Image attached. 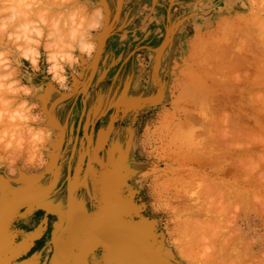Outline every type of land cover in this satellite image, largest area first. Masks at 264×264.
Instances as JSON below:
<instances>
[{
  "label": "rangeland",
  "instance_id": "374dc122",
  "mask_svg": "<svg viewBox=\"0 0 264 264\" xmlns=\"http://www.w3.org/2000/svg\"><path fill=\"white\" fill-rule=\"evenodd\" d=\"M38 1L45 6L44 0ZM46 1L48 2L50 0ZM51 1L53 2L54 0ZM96 1L97 0H72L70 4L62 3L59 5L63 10H67V8L70 7L69 5H74V7L71 6V8H76L78 5L80 8L85 6V9H88V11H91L97 7V5L103 8V11L105 12L104 16L106 15L105 18L108 20L104 19V22H102L101 25L102 28L100 27L94 32L93 38L96 45H98L96 39L98 32L101 33L106 24H109V21L114 24L117 22L122 0H120L119 5V0H109L111 1V5L108 4V0H104L105 3L103 4L100 2L99 4ZM155 1L156 0H154V3ZM236 3L231 2L232 7L237 9V11H235L236 13H231L226 17H222L223 22L220 24V28L215 27L211 29L207 36L200 38H203V41L199 40L201 43V45L199 44V49L196 47L197 50L196 48L191 50L193 51V53H190L189 61L191 60V62H188L189 64L185 65V70L187 71L186 74L188 78H192L193 75H196L195 72L199 73V76H196L195 83L198 82V77H200V84L193 87L194 89L192 88V84L195 79H189L190 83H188L191 85L192 93H190V87L188 88L187 84H184L187 83L188 79L184 82L177 79L179 75L178 70L180 68V60L183 55L181 53L182 50H177L176 53L174 52V58L171 64L170 78L168 77V79H172V86L169 87V90L172 91L173 94L171 99L170 96L163 97L161 98L160 103L152 105V107H148L146 110L142 112L140 111V113H137L136 115L131 113L126 114V109H123V103L118 105L117 102L116 104L113 102L110 108L108 107L107 109V107H105L100 112L95 111L93 114L94 116L92 114L90 116V111L87 109V94L94 80L97 68L87 90L84 92L85 94L80 91V82L77 81H83L88 78L89 64L93 57H95L94 54H96L97 46L90 59L81 57V62L78 65V75L69 72L70 88L67 90L59 88L43 73L35 76L33 82L36 85H39V87L34 89L33 95L29 97V100L31 103L37 105L34 111L41 117L37 122L38 126L45 129L50 128L51 131L49 139L40 146L39 154L33 152L30 144L23 145L19 140L20 137H17V140L15 139L14 141L11 135H6V130L10 125L5 121L3 122L4 124H1L2 121H0V177L8 181L13 179L12 182L22 181L24 184L25 181H28L27 178L29 176H40L39 182L35 184L31 190H35L36 188H40V190H43L44 188H47L48 190L51 189L57 193L56 195L59 199H64L68 183L66 181L69 180L68 173L69 175H72L75 168V153L70 160L72 147L71 140L74 135L83 138L82 143L85 145L82 144V147L87 146V140H85L86 137L82 133V128L89 120L90 122L88 124L89 126L87 125L88 131L86 134L89 135V142H91V145L95 146L96 141H98L99 138L101 139L104 132L107 130V127L110 126L105 139H103V146L98 149L97 157L99 161L106 166L107 164L105 163H107L109 157L120 159L119 171L120 174L123 175L121 177L122 181L121 183H118V185L114 182L115 180L117 181L118 177L116 178L115 174L112 173L113 170L111 169V165L108 166L109 169L105 170L107 171V174L103 175L105 172L101 173L102 169L99 168V162L97 163L92 149L89 148V154L84 157L81 170L79 171L80 173H78L81 175L84 173V170L88 168L92 178L91 180L89 179L87 187L85 185H80L75 195V204L72 210L75 211L78 209L79 211H82L83 207L86 208L88 213L92 214V209L94 212L97 205L101 203V188L99 187L101 185L103 186L104 183H106L107 186H110L111 184L109 181L114 180L111 182L112 185L109 190L113 187L115 189L114 191L117 192L116 190L120 188L121 193V195H119L122 209L116 220H119V222L121 220L122 226H119L118 234L126 231L125 235H131H127V238L131 239L133 244L128 245L129 247L131 246V251L127 254L125 252L126 250H130V248L127 245H124L125 241L123 240L122 244L118 245H122L121 247H127L119 250L118 253H120V258L117 257L118 259L115 258V260L114 256L110 255L107 257L105 252L108 249L112 250V252L115 250V248L111 249L114 247V243L109 238L107 231L103 237L104 241L107 239V245L104 243L96 244L97 242H95L94 244H96L97 247H94L95 249L93 248L89 253L85 252L86 255L88 254L84 257L86 264H94L92 261L94 256H98L99 264H264V56L262 57V55H264V0H241ZM52 4L53 3H51V6L54 5ZM46 5L47 8L50 7V4ZM59 5L57 4V7ZM60 6L58 8L55 6L56 12L62 11L60 10ZM226 6L227 5H224L221 2V4L216 7L217 9H224ZM52 8H54V6ZM52 13L54 14L55 11H52ZM253 15H256L255 19L252 18L254 17ZM226 19L229 20L228 25L226 24L227 22H225ZM248 20L249 23H245L246 21L248 22ZM249 24L251 25L249 26ZM253 24L254 26H252ZM256 24L257 26L260 24L261 27H256ZM232 26L234 28H232ZM109 27L110 26L107 28ZM113 27L110 30L113 31ZM228 27H231L230 29L232 30H229ZM245 32L250 35H245ZM257 32L259 34H256ZM261 32L263 38L261 37ZM191 33L190 26H188L187 34L191 35ZM243 33L245 37L243 36ZM224 34H226V36ZM211 36L215 38L211 40ZM256 37L258 39H256ZM212 41L214 42V45ZM217 43L219 46H217ZM222 46L223 48H221ZM103 48L99 59H101ZM136 49L132 50L129 55H133ZM184 51L186 52V48L183 49V53ZM197 53L201 55L199 56ZM196 55L200 57L201 60ZM127 58L122 61V65L126 62ZM234 62H237V66H235L236 64H234ZM25 63L27 64L26 61ZM99 63L100 60H98V65ZM243 63L244 65L246 64L244 67L241 65ZM189 71L192 73L190 74ZM138 74L139 71L136 72V76H139ZM160 84L157 86L153 84V86L159 89ZM183 86H187L188 89ZM162 88H164L163 85ZM184 89L189 92L183 94L182 92ZM180 91L181 94H179ZM153 100L155 101V99ZM143 102L149 103V100ZM109 103L110 102H108V106H110ZM134 104H137V102ZM50 117L53 118L56 123L58 122L57 125L51 123ZM168 120H170V122ZM64 124L66 127L61 147L62 154L57 159L53 169L58 171L57 177L59 178L57 179V182L49 183L51 177L54 175V171L49 166L54 150V143L57 141L59 135L58 132H60V129ZM78 126L79 128H77ZM209 141L215 144L210 143ZM13 142H15V144ZM202 143H204L205 146L209 145V148L216 147L213 151V148L210 149L211 151L209 152V148H207L208 146L205 147ZM12 145L17 147L14 146L16 150L19 145H22L21 147L23 148H21V153L13 151V153L19 154L18 156L14 154L16 158L12 155L13 158H15V161L13 158H9L12 157L10 156L12 150L15 149ZM112 145H114L113 148H111ZM194 145L196 146L194 147ZM11 146L13 149H11ZM200 146H203L205 149L201 150L202 147L200 148ZM8 148L10 149L9 151H11L10 153L7 150ZM216 148L217 151L215 150ZM199 149L201 151H199ZM112 150L114 151V154L109 156L108 153ZM195 150L197 154L194 153ZM203 150H207L209 153H203ZM29 153L31 155H29ZM192 153L195 154L194 157L196 159L193 157ZM211 153L212 155L217 154V158L215 159L218 161H210L209 157L211 156ZM219 153L222 154L220 155L221 157L218 155ZM32 154L34 155L32 156ZM202 154L203 156L208 154V156L204 158L205 156H201ZM223 154H226V158ZM227 154L231 156L229 157ZM185 156L189 161H187L188 159L184 160L186 158ZM196 156L201 157L198 158ZM213 156L210 158L214 159ZM218 157L221 159L219 160ZM237 157L244 160L241 162ZM201 158L207 160L204 161L201 160ZM228 158L231 159L229 160ZM195 160L200 163H196ZM245 160H247V162ZM217 163L218 165L222 164L221 166L223 169L220 166L222 171L221 169L219 170L220 167ZM240 163L242 167L240 166ZM211 165L216 168L213 169ZM235 165L236 167L233 168ZM67 168H72V172L67 171ZM240 168H242L243 171H241ZM218 171L221 172L219 173ZM232 172L236 174L234 175ZM242 172H244L243 175ZM193 174L196 176L199 174L200 176L198 175L199 177H195ZM202 174H205V176H202L205 179L201 177ZM235 176L242 177L236 178ZM211 178L212 180L215 178L213 185H210L212 184ZM79 179H81V177H79ZM209 179L211 181H209ZM186 180H188V182L191 181L189 187L184 184L181 185V182L185 183L187 182ZM235 180H237V182ZM215 181H217V183L221 182L217 185ZM205 183L206 185L209 183L207 186L212 187L208 189L205 185V190H208L204 194H201L199 193L202 191L200 188L202 189ZM223 183L229 187L231 184V188H227L228 191L225 188L226 186L224 187L225 191L229 193H226L228 194L226 198H228L229 195L231 196V194L234 195V193L239 194L234 195V197H229L231 200L234 199L235 203L233 202L234 200L230 201L225 198L226 194H223ZM14 184L18 185L17 183ZM199 185H202V187ZM235 185L238 187L236 188ZM216 188H218L219 191L218 189L216 190ZM197 190L198 193H196ZM231 190H235L236 192L234 191L231 193ZM114 194L115 193L113 192V196L110 198L106 195V203H112V201H114ZM219 195L221 196V199L218 197ZM208 196L211 197L207 198ZM216 196L220 200H215L217 204L214 202ZM238 197L239 200L241 198L240 201L237 199ZM198 198L200 200L201 198H205V200L207 198L209 201H200ZM247 199L250 200V203L244 202L245 200L248 201ZM212 200L215 203L212 202L214 205L209 203ZM227 200L228 203H226ZM222 201L224 204L220 203ZM203 202H207L205 204L208 212H205L206 209ZM198 203L203 205L201 206ZM225 203L228 205V208L225 206ZM229 203H231L230 205L235 206H229ZM196 204L198 208H195ZM209 204L211 207L212 205L215 206L219 204L218 209L221 205H224L223 207H226V210L229 209L228 211H231V213L228 211L225 212L227 218L224 215L225 217L221 220V217L219 216H222L224 214L223 212L226 210L222 211L223 209L221 208L222 210H219L223 214H217L218 212L220 213L218 210L215 215V213L212 212L214 210L213 208L212 210L211 207L207 208L209 207ZM76 206L79 208H76ZM233 207L236 209L233 210ZM202 208L206 214L203 212ZM231 208L234 212L230 210ZM216 209L217 208H215V210ZM212 215L215 217L219 215L218 217L220 220L217 222V217V220H215V217ZM89 219L91 220L92 217ZM76 220L77 219H75V221ZM210 220L211 222H209ZM206 222H209L210 224H207ZM76 224L77 221L74 225ZM116 225L119 224L117 223ZM64 229L65 228L60 229L58 237H60L61 234L63 235L67 232L70 233L73 229L77 232L80 228H75L74 226L70 227V231L67 229L64 231ZM75 231L71 232L70 236L76 233ZM136 231L138 232L136 233ZM139 233H141V235ZM70 238L71 237H69V240ZM56 241H58V238ZM87 248H89V246ZM55 252L58 259L60 250H58L57 247L54 253ZM135 253L139 257L136 256ZM51 263L52 261H50V264Z\"/></svg>",
  "mask_w": 264,
  "mask_h": 264
},
{
  "label": "crops",
  "instance_id": "0c3cea01",
  "mask_svg": "<svg viewBox=\"0 0 264 264\" xmlns=\"http://www.w3.org/2000/svg\"><path fill=\"white\" fill-rule=\"evenodd\" d=\"M238 1L241 0H156L155 3L154 0H122L118 20L104 43L97 73L87 94L90 116L105 107L108 109V102L110 108L113 102L125 103L130 98L134 99L138 105L132 104L125 112L136 115L160 103L163 97L170 96L171 99L173 94L169 87L172 86V79L168 77L171 75L174 52L182 50L179 75H176L184 82L188 79L185 65L191 62V50L199 46L200 38L207 36L211 29L220 28L222 17L236 13L237 9L232 7L231 2ZM107 2L111 5V1ZM221 2L227 8L217 9ZM188 26L191 35L187 34ZM184 48L186 52L183 53ZM134 49L136 51L130 56ZM137 71L139 76H136ZM153 84H160V88H155ZM145 100L149 103H144ZM38 208L28 216L13 218L8 224L0 240V264H50L56 242L57 249L63 251L61 245L68 240L70 233L58 237L64 222L62 212L53 214ZM75 211V219L76 213H79L75 226L94 214L93 209V214H90L83 207L82 211Z\"/></svg>",
  "mask_w": 264,
  "mask_h": 264
},
{
  "label": "bare ground",
  "instance_id": "6f19581e",
  "mask_svg": "<svg viewBox=\"0 0 264 264\" xmlns=\"http://www.w3.org/2000/svg\"><path fill=\"white\" fill-rule=\"evenodd\" d=\"M38 1V0H37ZM43 1V0H42ZM42 1H41V3H42ZM45 1V7L47 6L46 4H50V7L48 8L49 10H50V12L52 13V11H55V13H57L56 12V10H55V6L57 7V4L59 5H61L62 3H61V1L59 2L58 0H54L53 2L50 0V1H46V0H44ZM39 2V1H38ZM49 2H51V3H55V2H58V3H55L53 6H54V8H52L53 6H51V3H49ZM97 3H105V1L104 0H97L96 1ZM40 3V2H39ZM99 3V4H100ZM107 3V2H106ZM120 4V0L118 1V5ZM59 5V6H60ZM236 5H237V3H236ZM259 5H261V4H259ZM44 6V5H43ZM58 6V7H59ZM64 6V5H63ZM70 7L72 6V7H74V5H69ZM95 6V5H94ZM98 6V5H97ZM57 7V8H58ZM78 7H79V5H78ZM60 8H61V6H60ZM59 8V9H60ZM86 8H87V6H86ZM89 8V7H88ZM51 9H52V11H51ZM54 9V10H53ZM68 9V8H67ZM82 9H85V6L82 8ZM60 10H63V8H61ZM64 10H66V9H64ZM88 10V9H87ZM54 13V14H55ZM105 13V12H104ZM109 13V12H108ZM192 14V13H191ZM258 15V14H257ZM109 16V15H108ZM254 16V15H253ZM256 16V15H255ZM252 17L253 19H255L256 17ZM259 16V15H258ZM105 17H106V15H105ZM114 17V16H113ZM115 18V17H114ZM240 18V17H239ZM104 19H107V18H104ZM251 19V18H250ZM108 20V19H107ZM111 20V19H110ZM114 20V19H113ZM245 20V19H244ZM247 20V19H246ZM106 21V20H105ZM131 21V20H130ZM255 21V20H254ZM259 21H261V20H259ZM104 22V21H103ZM115 22V21H114ZM223 22V21H222ZM221 22V23H222ZM225 22H227L226 24L228 25V23H229V20H227L226 19V21ZM234 22V21H233ZM239 22H240V19H239ZM262 22V21H261ZM260 22V23H261ZM106 23V22H105ZM105 23H104V25H105ZM108 23V22H107ZM220 23V24H221ZM235 23V22H234ZM234 23H232V24H234ZM245 23H249V20H248V22L246 21ZM250 23H251V21H250ZM264 23V22H263ZM113 24L114 23H110V21H109V24H106V26L103 28V30L101 31V33H99L98 35H97V37H96V39H97V43H98V45L97 46H99L100 45V40H101V38H102V36H103V34H104V31H105V29L108 27V26H110L109 28L110 29H112V27H113ZM232 24H230V25H232ZM236 24V23H235ZM234 24V25H235ZM252 24V23H251ZM251 24H249V26L251 25ZM116 25V24H115ZM225 25V24H224ZM233 25V26H234ZM182 26V25H181ZM232 26V28H234ZM248 26V25H247ZM252 26H254V24L252 25ZM258 26H260V24L258 25ZM257 26V24H256V27H258ZM263 26H264V24H263ZM115 27V26H114ZM223 27V26H222ZM227 27V26H226ZM236 27H239V26H236ZM256 27H254V28H256ZM261 27V26H260ZM102 28V27H101ZM169 28V27H168ZM173 28V27H172ZM225 28V27H224ZM229 28V30H232V29H230L231 27H228ZM228 28H226V29H228ZM242 28V27H241ZM223 29V28H222ZM171 31H172V29H170ZM234 30V29H233ZM248 30V29H247ZM223 31H225V30H223ZM250 31V30H249ZM226 32V31H225ZM224 32V33H225ZM251 32V31H250ZM249 32V33H250ZM112 33V30H110V34ZM167 33H169V32H167ZM252 33V32H251ZM264 33V32H263ZM256 34H259L258 32L256 33ZM261 34V37H262V32L260 33ZM199 35V34H198ZM225 36H226V34H224ZM245 35H247V36H249L250 34H247L246 32H245ZM264 35V34H263ZM243 36H244V33H243ZM258 36V35H257ZM109 37V36H108ZM223 37V36H222ZM221 37V38H222ZM245 37V36H244ZM252 37H253V35H252ZM215 38V37H214ZM213 38V36H211V40L212 39H214ZM259 38H260V36H259ZM263 38V37H262ZM107 39V38H106ZM203 39V38H202ZM202 39H200V40H202ZM218 39V38H217ZM256 39H258L257 37H256ZM242 40V39H241ZM106 41V40H105ZM203 41V40H202ZM214 41V40H213ZM212 41V43H213V45H214V42ZM211 42V41H210ZM222 42V41H221ZM221 42H220V44H221ZM225 42V41H224ZM104 43H106V42H104ZM200 45H201V43H199ZM198 44V45H199ZM262 44V43H261ZM199 45V46H200ZM212 45V46H213ZM245 45H247V44H245ZM264 45V44H263ZM104 46V45H103ZM199 46H197L198 47V49H199ZM205 46V45H204ZM208 46V45H207ZM217 46H219L218 45V43H217ZM223 46H226V45H223ZM223 46L221 47V48H223ZM228 46V45H227ZM220 48V49H221ZM98 49V48H97ZM200 49H202V48H200ZM224 49H225V47H224ZM104 50V49H103ZM196 50H197V48H196ZM222 50V49H221ZM198 52V51H197ZM221 52H223V51H221ZM96 53V52H95ZM201 53V52H200ZM198 54V53H197ZM95 55V54H94ZM199 56L201 55V54H198ZM197 56V55H196ZM264 55H262V57H263ZM198 57V56H197ZM200 60H201V58L200 57H198ZM86 59V58H85ZM93 59H94V57H93ZM93 59L91 60V62H90V64H89V75H90V72H91V70H92V67H93V63H94V61H93ZM198 59V60H199ZM263 59V58H262ZM100 60V59H99ZM197 60V61H198ZM203 61V60H202ZM201 61V62H202ZM200 62V63H201ZM241 63V62H240ZM162 64V63H161ZM202 64H204V63H202ZM234 64H236L235 66H237V62H234ZM233 64V65H234ZM232 65V66H233ZM241 65H243V67L246 65H244V63L243 64H241ZM239 67V66H238ZM238 67H236V68H238ZM241 67V66H240ZM85 68V67H84ZM229 69V68H228ZM154 70V69H153ZM86 72V71H85ZM97 73V72H96ZM189 73L191 74L192 72H190L189 71ZM189 74V75H190ZM194 74V73H193ZM192 74V75H193ZM195 74L196 75H193L192 76V78L190 77V78H188V81H187V83H184L185 85L187 84V86H188V88L191 86L189 83H190V80L189 79H195L194 81H193V84H192V88L193 87H195V86H197V84H200L199 83V80H200V77H198L199 78V80H198V82L197 83H195V81H196V76H199L198 74L199 73H197V72H195ZM185 75H187L186 73H185ZM87 76V75H86ZM89 77V76H88ZM95 77V76H94ZM195 77V78H194ZM102 78V77H101ZM197 78V79H198ZM88 79V78H87ZM83 80V81H77V82H80V91L82 92V93H84L86 90H87V84H88V80ZM192 80H191V83H192ZM181 81H183V80H181ZM185 81V80H184ZM189 82V83H188ZM196 85H195V84ZM115 84V83H114ZM183 84V83H182ZM183 84V85H184ZM78 85V84H77ZM78 85V86H79ZM194 85V86H193ZM187 86L186 87H184V88H186V89H188L187 88ZM76 88V87H75ZM92 89V88H91ZM182 89V88H181ZM186 89H184V90H186ZM194 89V88H193ZM183 90V94H187L186 92H189L188 90H186V91H184ZM191 92L190 93H192L193 91L191 90V87H190V89H189ZM161 91H162V88H161ZM74 92V91H73ZM118 93V92H117ZM85 94V93H84ZM90 94V93H89ZM112 94V93H111ZM114 94V93H113ZM121 94V93H120ZM179 94H181V91H180V93ZM189 94V93H188ZM69 95V94H68ZM71 95H72V93H71ZM63 96V95H62ZM180 96V95H179ZM45 97V96H44ZM70 97V96H69ZM121 97V96H120ZM182 97H183V95H182ZM38 98V97H37ZM81 98V97H80ZM89 98V97H88ZM61 100V99H60ZM112 100V99H111ZM129 101L128 102H125V103H123V109L125 110V109H127V111H128V109H130V107L129 106H132V104L133 105H136V104H134L135 102H136V100H134V99H128ZM138 101V100H137ZM130 102V103H129ZM77 103V102H76ZM117 103H118V105H120L121 104V102H118L117 101ZM138 103V102H137ZM115 104H116V102H115ZM140 104V103H139ZM99 105V104H98ZM138 105V104H137ZM49 107H51V106H49ZM63 107V106H62ZM109 107V106H108ZM115 107V106H114ZM129 107V108H128ZM41 108V107H40ZM74 108V107H73ZM88 108V107H87ZM98 109V108H97ZM122 109V110H123ZM44 110V109H43ZM67 110V109H66ZM65 110V111H66ZM118 110V109H117ZM116 110V111H117ZM60 111V110H59ZM58 111V112H59ZM119 111V110H118ZM57 112V111H56ZM124 112V111H123ZM92 113V112H91ZM107 113V112H106ZM111 113V112H110ZM117 113V112H116ZM169 113V112H168ZM172 113V112H171ZM170 113V114H171ZM104 114V113H103ZM123 114V113H122ZM58 115V114H57ZM90 115V114H89ZM119 115V114H118ZM174 115V114H173ZM60 116V115H59ZM94 116V115H93ZM115 116V115H114ZM78 117V116H77ZM113 117V116H112ZM121 117V116H120ZM172 117V116H171ZM51 118V117H50ZM91 118V117H90ZM133 118V117H132ZM77 119V118H76ZM115 119V118H114ZM119 119V118H118ZM111 120V119H110ZM113 120V119H112ZM134 120V119H133ZM171 120V119H170ZM170 120H168L169 122H170ZM74 121V120H73ZM4 121H2L1 122V124L3 123ZM49 122V121H48ZM47 122V123H48ZM89 120L84 124L85 126L82 128V133H83V135H85V140H87L86 142H87V146H85V147H82V141H83V138H79L78 137V135H74V137H73V139L71 140V143H72V147H71V156H70V160L72 159V157H73V154L75 153L76 154V162H75V168H74V172H72V168H67V171H70V172H72V175H69V173H68V181H66V182H68L67 183V186H66V191H65V195H64V199H59V198H57V193H55L54 191H52L51 189H47V188H44L43 190H40V188H36V189H38V190H31V188L35 185V184H37L38 182H39V178H40V176H35V177H31V176H29L27 179H28V181H25V183L23 184V182L21 181H16V182H12V180H10V181H8V180H6V179H4V178H2V177H0V240H1V238L2 237H4V234H5V231L8 229V227H9V225H10V222H11V220L13 219V218H17V217H21V216H28L29 214H31L33 211H35L36 210V208L37 207H39L38 209H43V210H45V212H51V213H53V214H58V213H60V211L62 212V216H61V218L63 217V225L61 226V228H65V229H67L68 231H70V227H74L75 225H74V222H76L75 221V213H73L74 211L72 210V208H74L73 206V204H74V199L76 198L75 197V195H76V193H77V190L79 189V187H80V185H85L86 187L88 186V184H89V182H88V179L91 177L90 175V171L88 170V168L86 169V170H84V173L83 174H79L80 172V170H81V166H82V162H83V159H84V157L86 156V155H88L89 154V148H91L92 149V151H93V153H94V157H95V159H96V161H97V163L99 162V165H100V167L99 168H101L102 169V172L101 173H104L103 175H105V174H107L106 172L107 171H105V170H107V169H109V165H111V169L113 170L112 171V173H114L115 174V177L117 178L118 177V179H117V181L115 180H112V181H114L115 183H117V185H118V183H121V177L123 176L122 174H120V162H119V160L120 159H118V158H115V157H109V159H108V161H107V163H105V164H107V166L106 165H104V164H102L100 161H99V159H98V157H97V152H98V149L100 148V147H102L103 146V142H104V140L103 139H105V137H106V135H107V130L104 132V134H103V136L101 137V139L99 138L98 139V141H96V145L95 146H92L91 145V142H89V140H90V138H89V135L88 134H86V132L88 131L87 130V125L89 124ZM94 122V121H93ZM113 122H114V120H113ZM134 122V121H133ZM51 123L52 124H56L57 125V123H56V121L53 119V118H51ZM50 123V124H51ZM110 123V122H109ZM167 123V122H166ZM4 124V123H3ZM62 124V123H61ZM131 124V123H130ZM80 125V124H79ZM63 127H61V129H60V132H58V139H57V141L54 143L55 145H54V150H53V154H52V158H51V163H49V166L51 167V169L53 170L54 169V166H55V164L53 163V160L55 159V157H57V158H59L60 156H61V154H62V151L61 150H58V148H59V144H60V142H61V139L63 138L64 139V136H65V127H66V125L64 124V125H62ZM89 126V125H88ZM11 127V126H10ZM9 128V127H8ZM77 128H79V126L77 127ZM102 128V127H101ZM5 129H7V128H5ZM113 129V128H112ZM48 130H50V128H48ZM53 130V129H52ZM129 130V129H128ZM77 131H78V129H77ZM51 132V131H50ZM53 132V131H52ZM55 132V131H54ZM70 132V131H69ZM132 132V131H131ZM68 134V133H67ZM72 134V133H71ZM80 134V133H79ZM131 134V133H130ZM55 135V134H54ZM126 136V135H125ZM128 136V135H127ZM67 137V136H66ZM99 137V136H98ZM97 137V138H98ZM131 137V136H130ZM110 138V137H109ZM124 138V137H123ZM128 138V137H127ZM16 140H17V137L15 138ZM15 139H14V141H15ZM19 139V138H18ZM49 139V138H48ZM51 139V138H50ZM134 139V138H133ZM20 140V139H19ZM21 141V140H20ZM53 141V140H52ZM109 141V140H108ZM122 141V140H121ZM131 141V140H130ZM49 142V141H48ZM210 142V141H209ZM14 144H15V142H13ZM17 143V142H16ZM62 143V142H61ZM68 143V142H67ZM106 143V142H105ZM117 143V142H116ZM208 143V142H207ZM210 143H213V142H210ZM18 144V143H17ZM20 144V143H19ZM52 144V143H51ZM203 144V146H205L204 145V143H202ZM209 144V143H208ZM213 144H215V143H213ZM24 145V144H23ZM83 145H85V144H83ZM126 145V144H125ZM197 145V144H196ZM196 145H194V147L196 146ZM199 145H201V144H199ZM210 145V144H209ZM209 145H206V146H208L207 148H209ZM13 146V145H12ZM11 146V147H12ZM15 146V145H14ZM13 146V147H14ZM18 146V145H17ZM22 146V145H21ZM20 145L18 146V149L16 150V148L15 149H13V147L11 148V149H13L12 150V152L11 151H9L10 149V147L7 149L8 151H9V153L11 154L10 156H12V155H14V154H16V153H21L22 152V147H21ZM107 146H108V144H107ZM113 146L114 145H112V147L111 148H113ZM203 146H200V148H201V150L202 149H205ZM205 146V147H206ZM211 146V145H210ZM133 147V146H132ZM194 147H193V149H194ZM198 147V146H197ZM216 147V146H215ZM215 147H212V148H209L208 149V151L210 152L211 150L210 149H212V151L214 150V148ZM22 148V149H21ZM28 148V147H27ZM26 148V149H27ZM53 148V147H52ZM119 148V147H118ZM191 148H192V146H191ZM190 148V149H191ZM199 148V147H198ZM68 149V148H67ZM195 149H197V148H195ZM66 150V149H65ZM123 150V149H122ZM200 149H199V151H201ZM216 151H217V148L215 149ZM13 151L14 152H16V153H13ZM19 151V152H18ZM27 151V150H26ZM120 151V150H119ZM190 151V150H189ZM126 152H128V151H126ZM191 152V151H190ZM193 152V151H192ZM206 153L207 152V150L206 151H204L203 150V153ZM209 152H207V153H209ZM65 153V152H64ZM194 153H196V150H195V152ZM218 153V152H217ZM111 154H114V151L112 150V151H109V153H108V155L110 156ZM186 154V153H185ZM191 154V153H190ZM193 154V153H192ZM197 154V153H196ZM199 154V153H198ZM216 154V153H215ZM229 154V153H228ZM227 154V156H229ZM19 154H16V156H18ZM29 155H31L30 153H29ZM34 154H32V156H33ZM102 155V154H101ZM120 155V154H119ZM194 155L195 154H193V157H194ZM214 155V154H213ZM212 155V153H211V156H213ZM217 155V154H216ZM216 155H214L213 156V158L214 159H211L210 157H209V159H210V161L212 160H215V161H218L217 159H215V158H217L216 157ZM219 156L220 155H222V154H218ZM224 155V154H223ZM226 155V154H225ZM224 155V157L226 158V156ZM16 156L14 155V157L16 158ZM67 156V155H66ZM188 156H189V154H188ZM192 156V155H191ZM190 156V157H191ZM201 156H203V154L201 155ZM200 156V157H201ZM205 156V155H204ZM203 156V157H204ZM206 156H208V154H206ZM206 156L204 157V158H206ZM231 156V155H230ZM229 156V157H230ZM186 157V156H185ZM196 157H198V156H196ZM200 157H198V158H200ZM221 157V156H220ZM220 157H218V159L220 160L221 158ZM9 158H13V156L12 157H9ZM15 158H13V160L15 161ZM19 158V157H18ZM32 158V157H31ZM124 158H126V157H124ZM195 158V157H194ZM208 158V157H207ZM234 158H235V156H234ZM233 158V159H234ZM245 158V157H244ZM87 159V158H86ZM85 159V160H86ZM107 159V158H106ZM188 158L186 157L184 160H187ZM192 159V158H191ZM196 159V158H195ZM209 159H208V161H209ZM229 159V158H228ZM231 159V158H230ZM229 159V160H230ZM237 159H240V157L238 158L237 157ZM10 160H12V159H10ZM12 160V161H13ZM43 160V159H42ZM63 160V159H62ZM61 160V161H62ZM68 160V159H67ZM201 160H204V159H202L201 158ZM207 160V159H206ZM206 160H204V161H206ZM227 160V159H226ZM236 160V159H235ZM234 160V161H235ZM244 160V159H243ZM243 160H241L240 159V161L242 162ZM57 161V160H56ZM94 161V160H93ZM134 161V160H133ZM187 161H189V159L187 160ZM196 161V160H195ZM194 161V162H195ZM197 161H198V159H197ZM196 161V163H200V162H197ZM246 162H247V160H245ZM11 162V161H10ZM203 162V161H202ZM201 162V163H202ZM232 162V161H231ZM245 162V163H246ZM249 162V161H248ZM42 163V162H41ZM47 163V162H46ZM63 163V162H62ZM86 163V162H85ZM124 163V162H123ZM205 163V162H204ZM206 163H208V162H206ZM210 163V162H209ZM213 163H215V162H213ZM213 163H211V164H213ZM65 164V163H64ZM220 164V163H219ZM11 165V164H10ZM69 165V164H68ZM85 165V164H84ZM210 165V164H209ZM217 165H218V163H217ZM222 164H220V165H218L219 167L221 166ZM227 165V164H226ZM229 165V164H228ZM231 165V164H230ZM199 166V165H198ZM205 166H206V164H205ZM213 165H211V167H212ZM233 166V165H232ZM240 166H241V163H240ZM69 167V166H68ZM222 167V166H221ZM221 167L219 168V170L221 169ZM227 167V166H226ZM225 167V168H226ZM229 167V166H228ZM236 167V165L233 167V168H235ZM242 167V166H241ZM244 167V166H243ZM46 168V167H45ZM213 169L214 168H216L215 166L214 167H212ZM224 168V169H225ZM230 168V167H229ZM233 168H232V170H233ZM239 168V167H238ZM71 169V170H70ZM212 169V170H213ZM222 169H223V167H222ZM222 169H221V171H222ZM237 169V168H236ZM246 169V168H245ZM49 170V169H48ZM117 170V171H116ZM131 170V169H130ZM238 170V169H237ZM240 170L241 171H243V169L242 168H240ZM54 172H53V176L51 177V180H50V182L49 183H52V182H57V179L59 178V177H57V174H58V171L57 170H53ZM111 171V170H110ZM220 171V172H221ZM234 171H235V169H234ZM47 172V171H46ZM52 172V171H51ZM79 172V173H78ZM109 172V171H108ZM133 172V171H132ZM217 172V171H216ZM219 172V171H218ZM219 172V173H220ZM228 172V171H227ZM230 172V171H229ZM237 172V171H236ZM100 173V172H99ZM100 173V174H101ZM111 173V172H110ZM197 173V172H196ZM195 173V174H196ZM225 173V172H224ZM233 174H234V172H232ZM231 173V174H232ZM247 173H248V171H247ZM250 173V172H249ZM31 174V173H30ZM51 174V173H50ZM132 174V173H131ZM232 174V175H233ZM236 174V173H235ZM234 174V175H235ZM238 174V173H237ZM241 174V173H240ZM244 174V172H242V175ZM21 176H23L22 174H20ZM25 175V174H24ZM41 175V174H40ZM78 177H77V176ZM113 175V174H112ZM194 175V174H193ZM199 174H197V176L196 175H194L195 177H199L198 176ZM239 175V174H238ZM245 175H247V174H245ZM245 175H244V178H245ZM248 175H251V174H248ZM98 176V175H97ZM193 176V177H194ZM202 176H205V174H202L201 175V177ZM207 176V175H206ZM79 177H81V179H79ZM200 177V178H201ZM208 177V176H207ZM209 177H211V176H209ZM233 177V176H232ZM236 177V176H235ZM240 177H242V176H239V177H236V178H240ZM6 178V177H5ZM20 178V177H19ZM113 178V177H112ZM119 178H120V180H119ZM202 178H204V177H202ZM24 179V178H23ZM185 179V178H184ZM184 179H182V180H184ZM205 179V178H204ZM203 179V180H204ZM215 179V178H214ZM214 179L212 180V178H211V180H212V184H210V185H213V181H214ZM229 179V178H228ZM248 179H250V178H248ZM210 179H209V181H211ZM243 180H245V179H243ZM247 180V179H246ZM261 180V179H260ZM61 181V180H60ZM112 181H109V183L112 185ZM187 182H185V183H187V184H185V183H182L181 182V185L182 184H184V185H187L188 187H189V184L191 183V181L190 182H188V180H186ZM201 181V180H200ZM236 182H237V180H235ZM235 181H233V182H235ZM198 182H199V180H198ZM202 182V181H201ZM200 182V183H201ZM204 182V181H203ZM216 183H217V181H215ZM221 182V181H220ZM220 182H218V183H220ZM235 182V183H236ZM246 182V181H245ZM244 182V183H245ZM247 182H248V180H247ZM246 182V183H247ZM14 183H17L18 185H15ZM102 183V182H101ZM101 183H100V185H101ZM114 183V184H115ZM206 183H207V181H206ZM206 183L203 185L204 187V190H203V188L201 189L200 187H202V185H199V186H197V187H199L200 188V190H202V191H200L199 193H201V194H204L208 189H210L211 187H209V186H207L206 185ZM218 183H217V185H218ZM225 183H226V181H225ZM225 183H223L224 184V186H223V189H224V187L226 188V190L228 191V187L229 186H227V185H225ZM243 183V184H244ZM62 184V183H61ZM228 184V183H227ZM230 184V183H229ZM110 185V186H111ZM120 185V184H119ZM205 185L208 187V189L207 190H205ZM245 185V184H244ZM50 186V185H49ZM110 186H107L106 185V183H104V185L102 186H100L99 188H101V193H100V195H101V203H99V205H97V207L95 208V210H94V214L92 215V219L90 220V219H87V220H83V218L81 217V219H80V221H82L81 222V224H79L78 226H75V228H80L77 232L75 231V229H73L71 232H73V231H75L76 233H74V234H72L71 236H69V237H71L70 238V241H69V238H68V240L67 241H65L61 246H62V250L63 251H61V249H59L61 252H60V255L58 256V259H57V257H55V255H53L52 256V258H51V261L52 260H54L55 259V263H53V264H56V263H58V264H86V260H85V252L86 253H89L90 251H92V249L94 248V247H97L96 246V244H105V245H107V243H108V241H107V239L104 241V239H103V237H104V235L107 233V231H108V236H109V238L113 241V243H114V247H112L111 249H114L115 248V250L112 252V250H107L106 252H105V255H107V257H109L110 255L111 256H114V259L116 258V259H118L117 257H119L120 255V253H118L119 252V250L121 249L122 250V248H125V247H127L128 245H132L133 243H132V241H131V239H129V238H127V235H129V234H127V235H125L126 233V231H124L123 233H121V234H118V231H119V226L121 227L122 225V222H121V220H120V222H119V220H116L117 218H118V215L121 213V204H120V195H121V193H120V188H118L116 191L118 192H115L114 190V188L113 187H111V190H109V188H110ZM122 186V185H121ZM187 186H186V189H187ZM236 186V185H235ZM234 186V187H235ZM48 187V186H47ZM185 187V186H184ZM214 187V186H213ZM222 187V186H221ZM233 187V186H232ZM238 186H236V188H237ZM248 187V186H247ZM90 188V187H89ZM88 188V189H89ZM199 188H198V190H199ZM220 188V187H219ZM229 188H231V184H230V187ZM84 189V188H83ZM215 189V188H214ZM218 188H216V190H217ZM222 189V188H221ZM246 189V188H245ZM244 189V190H245ZM81 190V189H80ZM85 191H87L86 189H84ZM198 190L196 191V193H198ZM212 190V189H211ZM244 190H242V191H244ZM247 190V189H246ZM186 191V190H185ZM218 191H219V189H218ZM221 191V190H220ZM232 192L231 193H233L234 191L233 190H231ZM248 191V190H247ZM88 192V191H87ZM113 192L115 193L114 194V198H113V200L114 201H112V203H106V201H105V198H106V195L108 196V198H110V197H112L113 196ZM236 192V191H235ZM246 192V191H245ZM85 193V192H84ZM222 193V192H221ZM226 194V193H228V192H226L225 191V189H224V192H223V194ZM230 193V194H231ZM83 194V193H82ZM120 194V195H119ZM222 194V195H223ZM229 194V193H228ZM228 194H226L225 195V198H226V196L228 195ZM239 195L238 193H234V195ZM241 194V193H240ZM212 195H214V194H212ZM211 195V196H212ZM221 195V194H220ZM218 196V197H220V199H221V196ZM234 195H232L231 194V196H233L234 197ZM257 195V194H256ZM211 196H208L207 198H209V197H211ZM215 196V195H214ZM224 196V195H223ZM223 196H222V198H223ZM230 195L228 196V198H226V199H228V200H230V201H233V200H231V199H229V197H231ZM247 196V195H246ZM125 197V196H124ZM218 197L216 196L215 197V199H214V202H215V200L217 201V200H219L218 199ZM237 197V196H236ZM247 197H249V196H247ZM197 198V197H196ZM200 198V197H199ZM198 198V200H200ZM207 198H206V200H205V198L203 199V198H201V200L202 201H209V200H207ZM92 199V198H91ZM131 199V198H130ZM129 199V200H130ZM225 199V200H226ZM238 200H239V197L237 198ZM243 199V198H242ZM245 199H246V197H245ZM88 200V199H87ZM122 200V199H121ZM198 200H197V202H198ZM200 200V201H201ZM225 200H224V202H225ZM228 200H227V202L226 203H228ZM240 200H241V198H240ZM239 200V201H240ZM248 200V199H247ZM92 201V200H91ZM100 201V200H99ZM196 201V200H195ZM220 201V200H219ZM250 200H248V201H244V202H249ZM95 202V201H94ZM196 202V203H197ZM207 202H203L204 204L205 203H207ZM213 202V200L212 201H210L209 203L211 204ZM213 202V203H214ZM224 202L222 201V202H220V203H223L224 204ZM234 203H235V200L233 201ZM232 202V203H233ZM237 202V201H236ZM242 202V201H241ZM243 202V203H244ZM66 204L65 206H63L62 207V205L61 204ZM122 203V202H121ZM212 203V204H213ZM216 203V202H215ZM214 203V204H215ZM226 203H225V206L227 207L228 205H226ZM240 203V202H239ZM250 203V202H249ZM249 203H248V206H249ZM198 204H200V203H198ZM209 204V207H207V208H210L211 207V205ZM213 204V205H214ZM217 204V203H216ZM231 203H229V206H235V205H230ZM237 204H238V202H237ZM241 204V203H240ZM195 205V204H194ZM201 205V204H200ZM203 205V204H202ZM201 205V206H202ZM212 205V207H211V210H212V208L215 210V208H217L215 211L213 210L212 212H214L215 213V215H216V212H218V210L220 209V210H222V211H224V210H226V207H223L222 205V207L220 206L219 207V209H218V205H215V206H213ZM243 205V204H242ZM199 206V205H198ZM200 206V207H201ZM208 206V205H207ZM246 206V205H245ZM199 207V208H200ZM204 207V206H203ZM195 208H198L197 207V204H196V207ZM222 208V209H221ZM228 208V207H227ZM247 208V207H246ZM194 209V208H193ZM201 209V208H200ZM203 209V208H202ZM205 209H206V204H205ZM234 209H236V208H234L233 207V210ZM196 210V209H195ZM209 210V209H208ZM219 210V211H220ZM229 209H227L226 211H224L223 213L220 211V213L218 212L217 214H223L222 216L220 215H217L216 217H217V219H216V217L215 216H213V217H215V220H217V222L221 219V220H223L222 218H224L226 215H225V212H227ZM230 210H232V208L230 209ZM232 210V211H233ZM201 211V210H200ZM198 212V211H197ZM196 212V213H197ZM203 212H204V209H203ZM205 212H208L207 211V209L205 210ZM204 212V213H205ZM228 212H230L231 213V211H228ZM234 212V211H233ZM206 214V213H205ZM78 215H79V213L77 212V214H76V219H77V217H78ZM80 215H82V212H80ZM87 215V214H86ZM125 215V214H124ZM209 215H210V212H209ZM225 215V216H224ZM228 215V214H227ZM212 216H211V218H212ZM221 217L220 219H219V217ZM31 217V216H30ZM199 217V216H198ZM226 218H227V216H226ZM208 219V218H207ZM210 219V218H209ZM26 220V219H25ZM213 220V219H212ZM214 220V221H215ZM16 221V220H15ZM44 221V220H43ZM80 221H79V223H80ZM116 221H117V223L119 224V225H116L117 223H116ZM145 221V220H144ZM143 221V222H144ZM176 221V220H175ZM182 221V220H181ZM209 222H211V220L209 221ZM207 223V224H210V223ZM184 223V222H183ZM9 224V225H8ZM185 224H186V227H187V223H186V221H185ZM184 224V225H185ZM206 224V225H207ZM184 225H182V226H184ZM200 225H202V224H200ZM70 226V227H69ZM142 226H144V225H142ZM181 226V225H180ZM179 226V227H180ZM203 227V226H202ZM204 227H205V225H204ZM65 229H64V231H65ZM72 229V228H71ZM130 229V228H129ZM184 229V228H183ZM186 229V228H185ZM77 230V229H76ZM139 231V230H138ZM138 231H136V233L138 232ZM56 232V231H55ZM70 232V233H71ZM181 232V231H180ZM69 233V232H68ZM35 234V233H34ZM140 235H141V233H139ZM129 236H131V235H129ZM137 238H139V237H137ZM57 239V238H56ZM133 239H135V238H133ZM123 240L125 241L124 242V245H127V246H123V247H121L122 245H118V244H122V242H123ZM95 242H97L96 244H94ZM149 242V241H148ZM2 243H3V241H2ZM25 243V242H24ZM52 243V242H51ZM89 246V248H87L88 246ZM99 246V245H98ZM110 246V245H109ZM193 246V245H192ZM56 247H58L57 246V243L56 244H54V248H53V250L55 251V249H56ZM101 247V246H100ZM106 247V246H105ZM108 247V246H107ZM129 247V246H128ZM0 248H2V244L0 245ZM117 248H118V250H117ZM130 248V250H126V252L125 253H129L130 251H131V246L129 247ZM95 249V248H94ZM54 251H53V253H54ZM150 251H152V250H150ZM12 253V252H11ZM55 254V253H54ZM74 254V255H73ZM91 254V253H90ZM89 254V255H90ZM103 254V253H102ZM71 255H73L72 257H70ZM88 255V254H87ZM86 255V256H87ZM99 255V254H98ZM118 255V256H117ZM135 255H136V253H135ZM74 256H76V257H74ZM102 256V255H101ZM132 256H134V255H132ZM136 256H138V255H136ZM139 257V256H138ZM141 257V256H140ZM157 257V256H156ZM120 258V257H119ZM136 258V257H135ZM88 259V258H87ZM102 259V258H101ZM115 259V260H116ZM1 260V259H0ZM103 260V259H102ZM120 260V259H119ZM118 260V261H119ZM123 261H125L124 259H122ZM92 261H93V263L94 264H99V258H98V256H94L93 258H92ZM121 261V260H120ZM207 261H208V259H207ZM19 262V261H18ZM52 264V263H51ZM108 264V263H107ZM123 264V263H122Z\"/></svg>",
  "mask_w": 264,
  "mask_h": 264
},
{
  "label": "clouds",
  "instance_id": "9594fccd",
  "mask_svg": "<svg viewBox=\"0 0 264 264\" xmlns=\"http://www.w3.org/2000/svg\"><path fill=\"white\" fill-rule=\"evenodd\" d=\"M104 18L100 6L53 14L37 0H0V121L11 126L6 135L20 137L39 154L51 132L38 126L37 105L29 100L39 87L35 76L43 73L59 88L69 89V72L78 75L81 57L93 56L94 32Z\"/></svg>",
  "mask_w": 264,
  "mask_h": 264
},
{
  "label": "water",
  "instance_id": "95a60500",
  "mask_svg": "<svg viewBox=\"0 0 264 264\" xmlns=\"http://www.w3.org/2000/svg\"><path fill=\"white\" fill-rule=\"evenodd\" d=\"M110 35V28H106L105 29V31H104V34H103V36H102V38H101V40H100V45L98 46V49H97V51H96V54H95V57H94V63H93V67H92V70H91V72H90V75H89V77H88V84H87V87H88V85H89V83L91 82V80H92V78H93V76H94V73H95V71H96V68H97V65H98V60H99V58H100V55H101V52H102V48H103V45H104V42H105V40H106V38L108 37ZM109 127L110 126H108L107 127V132H108V129H109ZM61 142L63 143V138L61 139ZM60 142V144H59V148H58V150H61V147H62V143ZM58 158L57 157H55V159L53 160V163L55 164L56 163V160H57ZM55 257H56V252H55ZM53 263H55V259L54 260H52V264Z\"/></svg>",
  "mask_w": 264,
  "mask_h": 264
}]
</instances>
